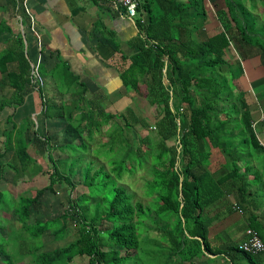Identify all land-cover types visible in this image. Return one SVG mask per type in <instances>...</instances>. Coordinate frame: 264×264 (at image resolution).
<instances>
[{
  "label": "trees",
  "instance_id": "obj_1",
  "mask_svg": "<svg viewBox=\"0 0 264 264\" xmlns=\"http://www.w3.org/2000/svg\"><path fill=\"white\" fill-rule=\"evenodd\" d=\"M218 1H224L220 10L214 8ZM258 2L264 6V0H145L138 9L143 11L138 19L142 37L121 76L134 108L119 113L87 99L86 87L65 101L78 81H69L61 64L52 71L42 65L34 78L24 37L0 23V36L11 35L0 44V90L10 93L0 100V115L11 108L8 121L14 122L4 131L0 148V182L1 159L9 151L15 163L6 165L20 177L29 171L49 178L46 186L6 196V201L0 191L3 262L78 264L76 258L87 257L88 264H260L264 253L240 250L248 230L264 243V225L255 222V214L242 242L234 239L238 228L232 234L223 225L239 216L234 204L245 215L255 205L264 207V94L254 112L241 64L255 53L264 56V12L259 13ZM211 9L220 28L197 38L205 34ZM232 47L238 56L227 59ZM36 89L43 134L34 129L29 107ZM146 105L149 112L139 117L135 111ZM256 114L263 115L262 121ZM50 121L73 130L54 142ZM30 128L34 136L29 139ZM44 150L53 169L30 173L31 163L44 160L39 154ZM54 150L63 156L60 165ZM78 174L88 191L74 196ZM138 179L146 203L130 191ZM56 185L68 188V208L53 219L31 223L42 197L56 193ZM71 227L77 229L72 242L45 250L47 233L60 240Z\"/></svg>",
  "mask_w": 264,
  "mask_h": 264
},
{
  "label": "crops",
  "instance_id": "obj_2",
  "mask_svg": "<svg viewBox=\"0 0 264 264\" xmlns=\"http://www.w3.org/2000/svg\"><path fill=\"white\" fill-rule=\"evenodd\" d=\"M144 3L142 0L141 7ZM139 12L137 17L130 18L125 8L113 0H0V23L5 21L15 34L24 37L27 57L38 73L42 65L52 71L61 64L69 81L77 78L79 86L74 85L64 100H72L77 91V96L81 95L82 88L86 87L87 99H95L100 107L113 113L134 108L132 101L125 97L128 90L121 76L137 52L136 39L142 37L138 19L143 11ZM212 12L214 9L209 16ZM219 28L220 22H210L209 17L205 34L195 35L204 38ZM9 37L8 34L0 36V44ZM50 84H54L53 77ZM34 92L31 97L35 96ZM233 207L240 210L236 204ZM258 208L255 205L247 215L241 210L236 218L229 217L224 221V229L235 234L238 228L236 238L232 237L242 242L253 219L251 213L255 214V222L264 225V207ZM258 259L264 264V254Z\"/></svg>",
  "mask_w": 264,
  "mask_h": 264
},
{
  "label": "rangeland",
  "instance_id": "obj_3",
  "mask_svg": "<svg viewBox=\"0 0 264 264\" xmlns=\"http://www.w3.org/2000/svg\"><path fill=\"white\" fill-rule=\"evenodd\" d=\"M209 2V1H208ZM224 1H219V5L217 4L216 7H214L216 10H220V8H223V3ZM249 2V1H248ZM209 6L212 8V4L209 2ZM250 3H248V6ZM222 6V7H221ZM214 9V10H215ZM212 11V9H211ZM258 11L259 13L264 12V6L261 4V2H258ZM218 18L214 12H212L210 16V22H217ZM238 52L232 47L226 56L227 59H232L238 56ZM244 69V72L246 75L244 76V82L243 85L245 86L246 90L249 91V100H253L255 102L254 107V112H257L261 108V105L259 104L257 98L260 101H263V94H264V56L258 55V53H255L250 60H247L243 63H241ZM43 86H41L42 88ZM40 89V86L38 87ZM44 89V87H43ZM35 96L31 97V101L33 103V106H29L33 108V112H31L28 108H24L26 112H31V114H35L34 116L32 115V122L37 123L36 127L34 129L38 130L41 134V125L39 123V111L41 109V102L42 99L40 98V93L36 89L34 92ZM10 93L9 91H4L0 90V100H4L5 98L7 99L9 97ZM29 97V96H28ZM70 98V97H66ZM35 99H36V104H35ZM257 100V101H256ZM137 107V106H136ZM138 108V107H137ZM145 110L139 109L136 110V113L139 117L145 116L146 112H149V109L147 105L144 107ZM261 110V109H260ZM13 110L11 108H6L3 113L0 115V148L4 149V141H5V136H4V131L5 130H11L13 127L14 122H9L8 119L12 115ZM256 118H258V121H262L263 115L261 117H258V114L255 115ZM50 121V129H49V134L50 136H54V142H62L63 140L66 139V137L70 134L69 131H72L73 128L71 126H67ZM258 127V126H257ZM49 128V127H48ZM28 138L30 139L31 137L34 136L33 133V128H30L27 132ZM58 138V141H57ZM60 145V144H59ZM54 155L58 159L56 163L60 165V158L63 157L60 155L59 151L54 150ZM41 156H44V160L42 159L39 162H33L31 163V169L30 173H32L33 168L36 170H40V168L48 169L51 170L53 169V163L47 159L48 152L47 151H41L39 153ZM32 155L34 157H38L39 155L35 152H32ZM85 155V154H84ZM15 158V153L13 151H9L5 154V156L1 159L2 162L5 164V170L3 173V179L0 182V191L4 194L3 198L6 201V196L11 199L13 194H16V197L22 196L25 193H27L30 190H34L37 187H43L46 186L49 183V178L47 175H43L42 173H39L36 176H30L29 171L25 174V176L20 177L19 173L17 170H15L12 167L7 166L6 164L8 162L10 163H15L14 161ZM63 165V164H62ZM65 165V163H64ZM17 167L20 169V163L17 162ZM22 173V171H19ZM75 182L78 184L77 188L74 191V196H77L78 194L84 193L88 191L87 187L83 186L82 182V175L78 174L75 176ZM22 180H30L27 182H21ZM81 181V182H79ZM24 183V184H23ZM56 193H51L47 192L43 197H42V208L39 211V214L36 216H33L31 223H35L36 220H40L42 222L53 219L60 214H62L67 208V196L69 194V190L67 187H62L60 185L55 186ZM130 191L134 192L136 195V199H140L143 202H147V198L144 197V189H143V181L141 179H138L135 184H133L130 187ZM232 218H236L235 215L232 216ZM10 227V226H9ZM17 227H20L18 225ZM77 229L76 227H71L69 228L63 239L58 240L55 238L51 233H47L44 237V243H45V250L52 251L58 248H61L63 246H66L69 242H72L76 238ZM2 234L6 236V232L2 231ZM89 259L86 258H76L75 262L78 264H88ZM223 263V262H222ZM0 264H6L3 262V258H0Z\"/></svg>",
  "mask_w": 264,
  "mask_h": 264
},
{
  "label": "built area",
  "instance_id": "obj_4",
  "mask_svg": "<svg viewBox=\"0 0 264 264\" xmlns=\"http://www.w3.org/2000/svg\"><path fill=\"white\" fill-rule=\"evenodd\" d=\"M113 2L125 8V11L130 18H135L138 14V9L141 6L142 0H113ZM32 69V75L36 78L38 76V69L34 66H32ZM239 212H241V210H239ZM247 235L249 239L240 244V250L251 255L264 253V243L259 238L258 234L253 230H248Z\"/></svg>",
  "mask_w": 264,
  "mask_h": 264
}]
</instances>
